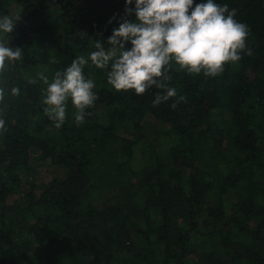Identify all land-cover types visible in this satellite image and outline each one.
<instances>
[{"label":"trees","instance_id":"16d2710c","mask_svg":"<svg viewBox=\"0 0 264 264\" xmlns=\"http://www.w3.org/2000/svg\"><path fill=\"white\" fill-rule=\"evenodd\" d=\"M214 2L248 28L238 62L215 77L172 63L177 96L154 105L162 89L117 92L111 62L89 61L98 99L79 125L69 100L57 129L40 74L109 47L125 0H0L22 50L0 72V264H264V0Z\"/></svg>","mask_w":264,"mask_h":264},{"label":"clouds","instance_id":"9594fccd","mask_svg":"<svg viewBox=\"0 0 264 264\" xmlns=\"http://www.w3.org/2000/svg\"><path fill=\"white\" fill-rule=\"evenodd\" d=\"M133 3L134 8H129ZM125 11L126 18L106 41L109 47L95 41V51L87 58L77 56L63 72L57 71L51 82L40 74L46 85L43 111L57 129L66 119L69 100L79 125L84 122L85 109L98 99L94 81L83 73L89 61L97 69H109L111 62L107 83L117 92L131 90L142 95L153 86L162 89L165 94H157L153 101L158 105L177 96L176 89L164 82L170 79L166 73L172 63L189 74L215 77L223 72L225 64L238 62L246 48L247 26L234 19L235 9L229 11L226 4L221 6L214 0L195 6L194 0H125ZM19 20V15L0 17V72L6 60L22 62V50L4 41V35H10ZM11 94L18 96L19 89L12 88ZM3 99L4 90L0 88V101ZM181 102H186V97L179 96L172 107ZM0 131H6L2 119Z\"/></svg>","mask_w":264,"mask_h":264},{"label":"rangeland","instance_id":"374dc122","mask_svg":"<svg viewBox=\"0 0 264 264\" xmlns=\"http://www.w3.org/2000/svg\"><path fill=\"white\" fill-rule=\"evenodd\" d=\"M13 14L17 12V9L15 7H12L11 9ZM54 175V171L51 169H42L39 171V174L36 176L35 183L40 184V183H46L52 179Z\"/></svg>","mask_w":264,"mask_h":264}]
</instances>
